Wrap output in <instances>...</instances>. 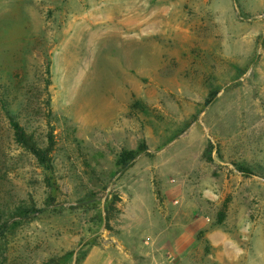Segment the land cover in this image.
Here are the masks:
<instances>
[{"label": "rangeland", "instance_id": "rangeland-1", "mask_svg": "<svg viewBox=\"0 0 264 264\" xmlns=\"http://www.w3.org/2000/svg\"><path fill=\"white\" fill-rule=\"evenodd\" d=\"M0 170V264H258L264 0H0Z\"/></svg>", "mask_w": 264, "mask_h": 264}, {"label": "trees", "instance_id": "trees-1", "mask_svg": "<svg viewBox=\"0 0 264 264\" xmlns=\"http://www.w3.org/2000/svg\"><path fill=\"white\" fill-rule=\"evenodd\" d=\"M46 86H48V80ZM6 117L8 120L9 128L11 130L14 143L25 153L31 156L32 159H34V161L38 164V166H40V168L43 170L45 177L47 176L46 186L49 189V194L52 195L53 198L54 191L57 189L51 175L53 171H52V163L50 160V153L54 147L53 134L49 132L46 137V146L40 147L37 143L36 138L25 130L24 126L19 123L15 115H13L10 111H8ZM134 157H135V153H129V152L123 153L119 161V164L122 165V168H125L127 166L126 160L128 161L130 159H133ZM2 174H4V172L0 170V183L2 180ZM44 209L45 207L42 208L41 210L33 209V207L22 208V209L18 208L15 209L13 212L8 211L7 213L6 211L3 210V202L0 197V238H4V236L9 231L8 230L9 228L18 225V223L20 221H23V219L26 218V216H29L28 215L29 212H33V214H38Z\"/></svg>", "mask_w": 264, "mask_h": 264}, {"label": "crops", "instance_id": "crops-1", "mask_svg": "<svg viewBox=\"0 0 264 264\" xmlns=\"http://www.w3.org/2000/svg\"><path fill=\"white\" fill-rule=\"evenodd\" d=\"M128 255H130L129 253H127ZM236 259L238 258V257H235ZM257 260H259V263L258 264H264V260H263V258L261 259V258H258ZM157 264H161V261L160 262H158Z\"/></svg>", "mask_w": 264, "mask_h": 264}]
</instances>
